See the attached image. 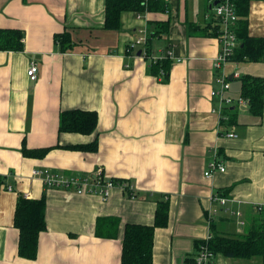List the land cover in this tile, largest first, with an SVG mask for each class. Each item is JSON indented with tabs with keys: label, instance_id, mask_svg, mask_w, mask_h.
Listing matches in <instances>:
<instances>
[{
	"label": "crops",
	"instance_id": "0c3cea01",
	"mask_svg": "<svg viewBox=\"0 0 264 264\" xmlns=\"http://www.w3.org/2000/svg\"><path fill=\"white\" fill-rule=\"evenodd\" d=\"M165 1L164 11H123L120 28L108 29L107 0H0V26L24 32L23 50H0V264H122L126 225L154 224L163 198L170 201L169 220L156 228L154 264H186L214 230L240 234L263 216L264 109L255 115L235 97L243 75L264 77V61L227 64L235 98L228 107L237 116L229 124V113L214 111L219 98L212 96L220 42L202 33L216 24L213 1ZM162 20L170 22L169 31L152 37ZM145 27L149 54L143 56L142 47L128 51ZM249 28L264 36V0L251 1ZM60 33L71 34L69 51L61 50ZM168 50L182 61L172 60L164 81L151 64L169 58ZM33 63L36 80L28 74ZM77 108L98 112L94 132L60 131L62 112ZM231 131L238 136L229 137ZM97 137L95 151L72 148ZM24 146L52 149L35 157L26 156ZM216 159L226 170L207 177ZM38 168L90 182L102 168L106 178L133 187H115L108 196L78 194L46 186L33 174ZM21 194L47 200L36 259L19 254ZM216 194L230 197L226 206ZM210 264H263V257L217 253Z\"/></svg>",
	"mask_w": 264,
	"mask_h": 264
},
{
	"label": "trees",
	"instance_id": "16d2710c",
	"mask_svg": "<svg viewBox=\"0 0 264 264\" xmlns=\"http://www.w3.org/2000/svg\"><path fill=\"white\" fill-rule=\"evenodd\" d=\"M252 0H237V13L239 19L236 25V33L240 40V46L235 50L232 59L238 62H262L264 61V36H254L250 33L249 15ZM168 8L165 0H107L105 27L118 29L121 26V14L123 11H164ZM157 29L151 36L161 35L169 31V21H156ZM213 26H206L202 33L219 37L220 26L218 22ZM195 24H190V30H199ZM24 32L18 28H3L0 26V50H23ZM150 34L149 38L150 39ZM57 41L61 50L66 52L73 48V40L70 33L57 34ZM148 42V49L151 46ZM129 45L127 46V48ZM129 51V48L127 49ZM171 58H161L152 62L151 70L156 76L163 75L164 81L170 79ZM228 75H230L228 73ZM241 95L249 100V108L255 115H262L264 109V77L245 74L240 78ZM235 107H228V123L237 121ZM225 112V113H226ZM223 120H226L225 118ZM99 121L98 112L95 110L68 109L61 114L60 131H73L80 133H92L97 129ZM98 137L91 143L77 144L74 149L95 151L98 148ZM71 147V146H68ZM52 147L29 149L24 146L26 156L44 157ZM5 179L0 178V185ZM123 181V180H122ZM154 224L128 223L126 225L122 264H154V242L156 228L166 226L169 220L170 201L167 198L158 200ZM47 200L42 198H27L20 195L15 213V225L20 231L19 254L25 258L36 259L39 250L40 234L47 229L46 221ZM264 212V211H263ZM216 227L212 225V228ZM207 242L214 253H223L230 257H252L260 255L264 264V214L255 217L252 225L240 234H223L214 230L212 238ZM202 242V243H204ZM199 243V242H198ZM201 243V242H200ZM200 243L198 246L200 247ZM186 264H195V258L188 257Z\"/></svg>",
	"mask_w": 264,
	"mask_h": 264
},
{
	"label": "built area",
	"instance_id": "2783aa9c",
	"mask_svg": "<svg viewBox=\"0 0 264 264\" xmlns=\"http://www.w3.org/2000/svg\"><path fill=\"white\" fill-rule=\"evenodd\" d=\"M213 1V12L220 26V35L218 40L220 42V49L216 60L214 61V69L217 71V81L219 83L218 89L212 90V96L219 98L218 109H214L218 113H222L223 106L226 103L234 102V97H231L228 94V91L231 88V75H228V72L224 70V67L228 60L233 56L235 50L240 46V40L238 39L236 33V25L239 19L238 13L236 11L237 0H212ZM142 17V14L138 15ZM217 24V23H216ZM141 35L133 40L129 44V51L134 50L138 47H142L143 56L149 54L148 42H149V31L147 28L140 29ZM166 56L171 58L173 61H182L180 56H175L173 50H168ZM39 68L38 65L33 63L28 69V74L32 80L38 78ZM236 75V74H235ZM237 100V99H235ZM249 100L241 96L238 99V104L248 105ZM229 137H237L238 134L234 131L228 133ZM216 170L225 171L226 166L219 162L217 159L210 163L209 168L206 170L205 175L210 177ZM33 174L35 176L41 177L46 186L51 188L63 189L66 191L75 192L78 194L84 193H93L100 194L103 196H108L111 190L115 187H122L124 189H132L133 186L124 182L122 180H116L114 178H106L102 168H98L95 173V181L90 182L88 177H79V176H66L60 173H53L49 169H34ZM10 190H13L12 186H8ZM215 200H218L222 205L226 206L228 198L222 195H215ZM259 209H264V206L261 205ZM218 208H214L212 213L215 215L218 212ZM227 211L232 212V210L226 208ZM233 214L240 215L241 211H233ZM240 224H245L240 222ZM212 237V236H210ZM208 241V240H207ZM214 252L209 248L207 242H204L201 245L199 252L195 257V264H210L214 258Z\"/></svg>",
	"mask_w": 264,
	"mask_h": 264
},
{
	"label": "rangeland",
	"instance_id": "374dc122",
	"mask_svg": "<svg viewBox=\"0 0 264 264\" xmlns=\"http://www.w3.org/2000/svg\"><path fill=\"white\" fill-rule=\"evenodd\" d=\"M237 5V4H236ZM142 13V12H141ZM239 16V15H238ZM233 62H236V63H239L238 61H233V59H232V56H231V58L228 60V62L226 63V65H225V67H224V70H226V71H228L229 70V68L227 67V64H229V63H233ZM236 74V76H238L239 75V73H235ZM230 91H231V88H230V90L228 91V94L231 96V97H234V96H232L231 94H230ZM242 96V95H241ZM241 96H238V97H235L237 100L241 97ZM245 98V97H244ZM247 99V98H246ZM248 100V99H247ZM234 102H235V100H234ZM234 102H231V103H226L224 106H223V109H222V113H223V115L225 116L226 114H224L225 112H226V110L228 109V106L229 105H231V104H235ZM248 104H249V102H248ZM103 172H104V170H103ZM104 174H105V172H104ZM124 181V180H123ZM126 181V180H125ZM226 198H228L229 200H230V197H227V196H225ZM228 200V201H229ZM218 201V200H217ZM259 211H264V210H259ZM237 217V220H238V222L240 223V222H244V223H246V221H245V219L243 218V214H242V212H241V214L240 215H237L236 216ZM215 255H216V253H214ZM195 263H196V261H195Z\"/></svg>",
	"mask_w": 264,
	"mask_h": 264
}]
</instances>
